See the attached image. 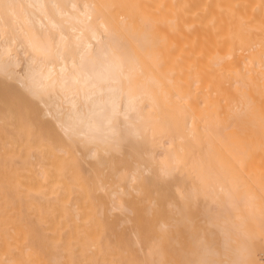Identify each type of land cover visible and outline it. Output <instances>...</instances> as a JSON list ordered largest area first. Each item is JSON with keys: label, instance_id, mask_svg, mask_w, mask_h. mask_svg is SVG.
<instances>
[{"label": "bare ground", "instance_id": "1", "mask_svg": "<svg viewBox=\"0 0 264 264\" xmlns=\"http://www.w3.org/2000/svg\"><path fill=\"white\" fill-rule=\"evenodd\" d=\"M117 188L149 201L143 233L193 229L200 193L231 262L260 257L264 0H0V264L123 262L95 216ZM203 244L190 264L215 262Z\"/></svg>", "mask_w": 264, "mask_h": 264}, {"label": "rangeland", "instance_id": "2", "mask_svg": "<svg viewBox=\"0 0 264 264\" xmlns=\"http://www.w3.org/2000/svg\"><path fill=\"white\" fill-rule=\"evenodd\" d=\"M10 29H11V26L8 24V26L6 27V30H8L9 33H11ZM118 166L126 172L125 173L126 175H129V173L132 172V169H133L132 164L128 161H125V160L119 161ZM174 166H175V167H173V173L175 175V179H174L175 182L174 183L180 184L183 179L185 180V177H183L184 175H183L182 161L181 160L176 161ZM99 176L102 179H104V177H105L106 182L108 181V179L106 177L107 176L106 171H103L102 173H100ZM176 176L181 179V180L179 179L180 182H178L179 180ZM134 183H135L134 181L131 182V186H135ZM123 189L124 188H117L116 196L114 197V201L111 202L110 204L106 203L105 212H103V214H101L98 211H97L98 213L95 214V216L98 218V220H100L99 222H101L102 226L105 227L104 229L107 230L108 232H111L112 234H114V235H112V234L110 235L112 240L109 238V243L110 244L114 243L113 246L111 244L110 248L112 249V248L118 247L117 241H122L121 246H119L120 247L119 251L117 252V254L115 256L118 255L117 257L120 256L121 258H123V262L120 260L119 262H117L118 264L120 262L122 264H130L131 260H134L136 264H140V263L147 264V259L145 258L144 253H145V249L152 243L159 244V246L161 247V249L164 252V255L162 257L161 262H157L154 264H186L184 262H187L188 264H190L189 260H190V258H192L196 255L195 252H197V250H198L197 248H199L198 245L199 244L201 245L204 242H205V244H203V245L208 246V247H211L213 245V248L218 251V254L216 256H212L214 261H215L213 264H235V263L231 262V257H232V251H234L238 246V239H237V237L233 236V234H231L227 240V246H228L229 250L226 251V250L222 249V242H221L222 236H220V234H219L218 222L214 221L210 224V222L207 220V217H205L206 215L204 216V214H205L204 213L205 212L204 211V208H205L204 201L206 199L204 197H202L203 196L202 194L197 193L194 199H189V200H186V202H185V204L189 206V210L191 211L192 216H193V225H194L193 229H187L184 224H181V226H180L179 225L180 224L179 223L180 216L178 214H176L175 212H169L168 216L170 217V220L168 219L167 222H169L170 224L167 225L165 227V229H163L162 231H159L157 229H149V230H146L144 232V233H147L144 236V235H142V234H144L143 233V227L149 226V224L151 223L150 220L152 218L151 214H153L154 212L149 214L146 211L147 205L149 204V201L143 200V191L142 192H131V194L127 196L125 194L122 195ZM118 192L120 195H118ZM216 195H217V202H220V201L222 202V200H223L222 193L219 192ZM175 196H176L175 194L172 195V198H173L172 201L177 204L179 199H177V201H176L177 197H175ZM193 202H194V206L192 207ZM202 202H203V204H202ZM152 206H153V209L151 211H154L156 206L155 205H152ZM238 211H236V212L240 213V214L242 213V211H240V210H238ZM144 212L147 214L145 215ZM138 215H140V216L137 217ZM125 216H127V217H125ZM119 218L121 220H119ZM126 218H127V220H126ZM202 221H204V222H202ZM105 223H106V225H105ZM108 223L112 224L111 227L107 226ZM129 224H130V226H129ZM213 224L216 225L217 229L215 228V226H213ZM126 225L129 226V229L127 228L128 226L126 227ZM106 226L109 229H107ZM132 227L134 228V230H132L133 229ZM245 227H247L248 229H252V227L249 223H245ZM121 228L122 229L125 228V229H123V231H122ZM127 229H128V231H127ZM124 230L126 231L125 233H124ZM116 231H117V233H116ZM118 231H119V233H118ZM192 231L194 234L192 233ZM200 232H201V234H203L202 240L200 239L202 236L201 237L199 236V235H201V234H199ZM210 232H212V233H210ZM130 233L133 236L130 235ZM254 233H255L254 236H255V241H256L255 248L258 251L260 257L258 259L254 258V256L245 257L243 260L244 264H264V233L262 231H255ZM210 234H212V235H210ZM129 235H130V239H129ZM194 235H195V237H194ZM112 236H113V238H112ZM121 236H123L124 238H122ZM146 238L148 239V241ZM188 238H190V239H188ZM199 240H201V241H199ZM202 241H204V242L202 243ZM115 242H117V243H115ZM124 242H126V243H124ZM197 243H199V244L197 245ZM211 243H212V245H211ZM220 245H221V247H220ZM129 250H130V252H128ZM141 254L143 257L141 256ZM140 259L144 260V261L140 262L141 261Z\"/></svg>", "mask_w": 264, "mask_h": 264}]
</instances>
